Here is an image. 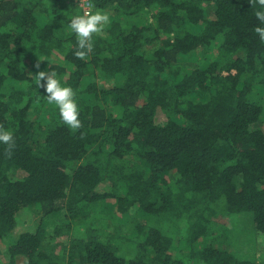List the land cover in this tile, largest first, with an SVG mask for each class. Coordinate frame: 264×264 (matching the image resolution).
Segmentation results:
<instances>
[{"label":"trees","instance_id":"1","mask_svg":"<svg viewBox=\"0 0 264 264\" xmlns=\"http://www.w3.org/2000/svg\"><path fill=\"white\" fill-rule=\"evenodd\" d=\"M90 1L110 21L80 59V0H0V264H264V8Z\"/></svg>","mask_w":264,"mask_h":264},{"label":"clouds","instance_id":"2","mask_svg":"<svg viewBox=\"0 0 264 264\" xmlns=\"http://www.w3.org/2000/svg\"><path fill=\"white\" fill-rule=\"evenodd\" d=\"M256 2L264 8V0H256ZM255 15L264 24V11H257ZM109 21V15L102 11L85 12L83 15H75L71 18L68 28L76 37L78 51L75 55L77 58L84 59L93 51L94 36L100 35ZM255 32L264 42V28L257 27ZM35 67L37 69L34 75L36 85L39 89H43L41 95L47 98L48 104L57 106L62 122L68 128L78 129L81 126L80 111L74 90L62 85L56 71H40L39 63ZM0 144L8 145L9 150L15 144L13 134L2 127H0Z\"/></svg>","mask_w":264,"mask_h":264},{"label":"built area","instance_id":"3","mask_svg":"<svg viewBox=\"0 0 264 264\" xmlns=\"http://www.w3.org/2000/svg\"><path fill=\"white\" fill-rule=\"evenodd\" d=\"M80 6L83 14L85 12H93V5L90 0H80Z\"/></svg>","mask_w":264,"mask_h":264},{"label":"rangeland","instance_id":"4","mask_svg":"<svg viewBox=\"0 0 264 264\" xmlns=\"http://www.w3.org/2000/svg\"><path fill=\"white\" fill-rule=\"evenodd\" d=\"M232 223V222H231ZM236 232H238L237 230H236Z\"/></svg>","mask_w":264,"mask_h":264}]
</instances>
